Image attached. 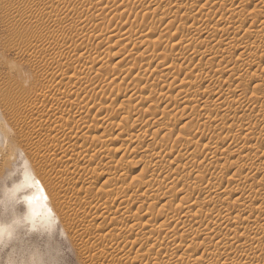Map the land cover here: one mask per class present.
<instances>
[{
	"label": "bare ground",
	"instance_id": "1",
	"mask_svg": "<svg viewBox=\"0 0 264 264\" xmlns=\"http://www.w3.org/2000/svg\"><path fill=\"white\" fill-rule=\"evenodd\" d=\"M255 1L256 0H225L223 4H220V7L214 10L212 5L205 4L208 0L201 6L199 5L201 2H199L198 5H195L194 2L182 4L178 7L177 12L180 11L179 9H184L186 14L194 11L192 12V16H189L191 24L189 25L188 22H183L181 23V28L179 26L183 34L189 35V39L186 38L187 40L185 41L184 38V41H182V37L180 36L181 40L179 39V42H175L174 47H177L178 50L190 51L191 49L197 48L198 45H206L209 39L214 38L218 30H223V28L212 25L211 21L215 18L217 21H231L236 25L240 24V26L249 22V15H252L255 19L263 18L264 10L260 9L263 7L257 9L258 6H256V3L258 2L256 1L255 3ZM102 2V0H89L91 10L87 12L84 21L78 24V31L80 34H90L89 37L91 41L98 42L96 46H94L91 41L84 40H82L80 44L77 43L74 45H67L58 41L49 42V40L46 39V34H43L41 43L36 46L45 47L49 42L46 46L47 50L52 49L57 52V56L46 62V66L48 67L46 71H50L52 74L55 71H59L62 77L61 81L58 80V82L49 79L42 82V90L43 93H45L44 100L46 99L45 103L50 104V106L53 105V111L51 110L52 108H50L52 112L46 116L47 120L51 122V125L30 130V126H34L36 123L40 122L43 117H45V113H48L47 111L45 112L44 109L41 110V107H39V105L43 106V101L39 104L41 99L38 100L33 95H26L18 107L9 106L10 109L6 117L14 121L22 120L25 126H28V128L26 127L27 130H23L24 139H44L49 143L46 148L47 151L42 154L44 156L41 159L43 163H45L44 175L46 174L45 177L47 176L45 178V184L50 185L54 182L57 185V189H54V202L59 208L60 213L55 214L57 217L59 215L61 216L60 218L58 217L59 219L63 217L62 220L70 221L71 225L70 227L68 226V232L71 236L80 238V243L85 250L89 246L106 241L105 250L94 251L85 256L88 264H147V255L150 253L161 255L172 264H195V262H185L181 257L180 259H174L173 255L175 249L184 245L188 246L191 243L193 237L191 239V235L186 231L193 228L197 219L201 213H203L205 203H207V206H213V208L218 209L217 218L221 220L227 217L226 215L229 211L232 210L237 212L233 225L234 223L244 222L250 217L248 216L245 219V216L242 215V212L246 209L257 210L256 212L258 215H256V218H253V221H255L256 225L258 223V226L252 227V230H254V237L252 236L253 239L251 240L260 242L264 237V222H262V215L264 214V197H261V193L259 192L261 196H258L259 194H257V196L249 194L243 198L237 197L233 199V207L225 203L230 196H235L239 187L240 189H245L252 185L250 184L251 182H249V176H243L245 171L249 173L248 171L250 169L252 173L253 171L259 172L260 168L263 170L264 167L260 166V162H256L255 159L257 160L256 157H259L258 155L264 152V144L249 145V152L255 151V154H251H254L252 157L246 154L249 163L251 162V166L249 167H247L248 161H246L245 167L243 165V167L239 169L233 165H228L227 162L217 167L214 161H210V158H207V154L203 153V151L201 152V150L195 147V143L192 142L194 137L201 135V128L198 124L191 123L184 126V133L187 136L186 139H191L185 141L183 150L178 155L173 156L170 161L166 160V158L169 157L166 150L173 142L170 139L156 143L154 138H148V143L145 146L135 147L132 150L131 153L134 159L130 161L143 164L148 170L147 176H145L146 173H139L141 175L137 176L130 175L129 169L127 168V170V165H125L130 161H127L124 156L117 160L109 156L110 150L122 151L133 146L138 139L147 138V131L149 128H157L158 130L162 121L160 118L155 119V116L140 118L143 110V103L146 101L148 93L153 91L155 85L148 79H145L142 72L138 71L134 75V79H126L115 75L119 70L118 67L112 68L109 72H101L99 69L93 68V66L105 65L103 53L107 49L112 50V48H116L123 43V38H121L120 34L111 35L116 29L99 30L89 25L92 19L98 17L99 9H103L105 12H111L113 0H109L105 7L100 6ZM212 3L214 5V2ZM69 5L70 2L68 0H37L35 4L29 8V11L39 12L42 14L40 18L45 20V17L48 15L51 16L53 11ZM71 5L73 8L72 13L79 16L84 13L85 10L82 6L73 3H71ZM17 8L19 9V7ZM16 9L7 7L5 13L12 19L21 17L22 12L20 13L18 9ZM196 10H199L203 14L207 11V14L205 16H203V14H197L199 11ZM175 15L176 14H173L169 17H174ZM68 18L69 17L58 16L49 21L56 26L62 27L66 22L70 21ZM40 23L41 22H36L37 25ZM195 23L199 24V26L197 27V32L191 36L189 29ZM253 27V24L248 25L244 29L242 35L236 29L233 30V32L230 31L231 33H229V30L225 29L226 35L220 41V45L226 49L229 45L231 46L235 42H239L240 44L236 47L235 52L237 53L244 45L245 49H241L242 51L240 50L239 55L236 56V61L232 60V57L230 58L226 55H221L219 58L220 66L224 65L228 71H231L233 75L237 76L238 80L242 82L246 77L250 79L251 96L253 95L255 99L245 104V111H243L244 106L243 109L241 106L235 110H231L228 107L229 102L235 99H242L243 92L236 84L235 86L229 85L220 97L212 101L216 110L222 113L213 120L215 125L227 123L226 121L236 117H241V119L237 120L239 122H244V125H246L248 119L246 118L248 117L247 112H249V114L259 112L260 115H264V104H262L264 92L261 94L258 91V89L264 88V74L248 72L250 69L264 65V26L259 30H254ZM180 29L171 34L168 27H157L154 29V34L166 35L169 41H173L175 39L177 40L179 37L178 34L181 33ZM125 30L124 28H120L119 33ZM20 39L22 42L32 43L34 38L30 33H21ZM111 39L115 41L110 45ZM257 40L259 43H257ZM109 41L110 43H108ZM146 41L148 40L141 39L137 41L138 46H144V42ZM218 42L219 39H217L215 43L208 45L209 47L207 46L208 48L205 53H201V61H211L217 58L215 54L220 50V47L217 46ZM152 44L155 49L160 47L156 39L152 41ZM152 44L149 43L150 46ZM249 45H253V47H249ZM136 46L137 43H135V47ZM161 54L160 51V53L152 54L149 58H160ZM85 56H90L88 62L90 67L92 66V69H95L93 73H91L92 69L89 65L86 66L88 62L86 64L84 62L85 65L81 63V59ZM39 58L42 59L41 61L47 59L42 56L38 57V59ZM112 58L115 57L112 56ZM146 58L147 57L140 58L138 68L142 67ZM126 63L127 58H120L117 64L123 66ZM198 68L201 69L202 64H200ZM215 72L216 73L209 79H206L208 82L206 85L207 90L201 93L199 97L189 98L186 102L187 104L195 105L203 103V98L208 96L212 89L215 91L217 90V88L213 87L220 79L219 77L223 76L225 71L223 73V69H217ZM173 73V65H168L163 61L154 72L155 80H167ZM186 74L185 72L177 73V75L180 76V82L176 85H172V87L169 86L167 88V93L164 92L162 94V99H166L173 89L177 92L187 90L186 86L188 85V81L186 82L185 78L186 76L188 77V75ZM137 80L141 82L140 88L138 89L135 85ZM8 90L12 95L13 89ZM2 92V87H0V93ZM68 96H76V99L72 100V98ZM79 97L81 98L78 99ZM50 106L48 105V107ZM48 109L46 107V110ZM25 113L26 116L24 115ZM254 124L256 127L252 126V124L244 129L245 134L247 131L249 132L247 133L248 135L254 133L255 128H257L259 131H256V133H258V136L263 137L264 121L259 118L256 119ZM6 136H8L7 122L3 117L2 121L0 120V137L5 141V139H7ZM180 136V134H176L173 139L179 140L181 138ZM236 140V144L240 146L244 139L242 140V137L239 136ZM67 141L71 142L67 143ZM114 142L118 144L114 145ZM258 142L259 141L256 143ZM192 147L195 149H192ZM218 148L219 146L217 145L211 147V151H209L210 154L220 151ZM238 149L242 152L245 151V148L242 149V147ZM259 152L261 153L259 154ZM12 154V150H9L3 155V161H1L3 165L10 163L11 157L14 156V154L13 156ZM48 155L50 156L48 157ZM52 155L54 156L52 157ZM212 157L214 156L212 155ZM78 159H80V162H76ZM72 163L74 167L70 171L69 167L72 166ZM40 167L41 166H39V168ZM101 168L102 170L98 171ZM232 170H235L234 174H231ZM23 173L22 179L15 182L12 187L7 189L5 193L7 202L8 200L16 198L22 199L23 205L27 208L24 213V218L31 226L44 229L55 228V219L53 218L54 215L52 212L53 206L51 208V204L47 203L49 193L47 190L45 191L46 188L42 181L43 179L35 173L33 166L30 163L27 164V161L23 167ZM236 173L240 177H237V175H235ZM180 174H183V177L186 176L187 180L185 179L181 187L177 189L179 185L176 180ZM224 174L226 176L231 174L229 181L232 183V187L230 185H228L230 187L220 186L221 183H223V179L226 177ZM192 176L195 179L192 178L193 180H191L190 178ZM145 178H147V180H145ZM97 180L102 181V184L100 185ZM135 182L136 184H134ZM262 183L264 185V180ZM94 188L97 189L94 195H85L86 193L92 192ZM174 190L176 192L181 190L183 195L177 199V203H175L176 206L173 207L171 205L174 201L173 198L171 203L164 200H167L166 198H169ZM194 190H197L199 196L192 197ZM245 190L249 191V189ZM63 193H69V195L64 197V200H61L59 196H62ZM81 194L84 195L81 196ZM76 204H78L79 207H77L78 205ZM157 205L162 211L161 214H155L152 211V208ZM141 211L143 214H140ZM252 212L255 211L253 210ZM47 216L49 218H47ZM143 216L145 219L141 221ZM249 219L248 221H250ZM248 223L246 225H248ZM16 225L17 224H15V226ZM20 225L21 224H19V226ZM64 225L65 224H63V227L65 228ZM229 225L233 227L231 223ZM90 229H94V231L90 232ZM12 230V224L8 226H5L4 223L3 225L0 224V239L6 235L8 238L13 232ZM88 230L89 232H87ZM228 230L229 229L226 231L228 232ZM227 232H225V234ZM133 233H136L138 236L142 237V239L131 241L130 237ZM159 239H162V243L158 242ZM246 242L247 240L242 245L239 243L240 247H245ZM257 244L259 246V243ZM135 246H137L136 249L142 247L146 248L143 257L136 256L132 258L128 254L127 249ZM210 247L211 243L207 240L201 242V248L203 250H208ZM261 253H264V250L263 252L261 251ZM209 255V259L212 261L211 264H220V261H222L221 259H223L220 253L209 252ZM255 257H257V255L247 258V263L245 262V264H255ZM259 259L260 262L257 264H264V255L260 254Z\"/></svg>",
	"mask_w": 264,
	"mask_h": 264
},
{
	"label": "rangeland",
	"instance_id": "2",
	"mask_svg": "<svg viewBox=\"0 0 264 264\" xmlns=\"http://www.w3.org/2000/svg\"><path fill=\"white\" fill-rule=\"evenodd\" d=\"M36 1L37 0H0V87H2L3 91L2 93H0V120L2 121L4 117L5 121L7 122L8 129V136H6L7 139H5L4 141L3 138L0 137V224L3 225L4 223L5 226H8L9 224L13 225V232L10 234V236H8L7 238L6 235L0 239V264H88L85 256L94 251L105 250L106 241L95 244L93 246H89L85 250L80 243V238L70 235V233L68 232L71 225L70 221L64 219L62 220L63 217L59 219L61 216L59 215L58 218L56 215L60 213L59 208L54 202V189H57V185L54 182L50 185L45 184V178L47 176L45 177L46 174L44 175L45 163H43V160L41 158L44 156L42 154L47 151L46 148L49 143H47L44 139H24L23 130H27L28 126H25L22 120L14 121L10 118L7 119L6 117L10 109L9 106L18 107L26 95H33L38 100L41 99L39 101V104L41 103V101H43V106L39 105V107H41V110L44 109L45 112L47 111L48 113H45V117H43L40 122L36 123L34 126H30V130H35L51 125V122L47 120L46 116H48V114L53 111V105H51V107L50 104L45 103L46 99L44 100L45 93H43L42 90V82L46 79L58 82V80L61 81L62 77L59 74V71H55L53 74L50 71H46V69L48 68L46 66V62L52 60V58L57 56V52L53 51L52 49L47 50L46 46L50 41H58L67 45H74L77 43L80 44L82 40L91 41L89 37L90 34L81 35L78 31V24L84 21V19L86 18L87 12L91 10V4L89 3V0H68L70 2L69 6L53 11L51 13V16L48 15L44 20L40 18L42 17V14H40L39 12L29 11V8L33 6ZM102 1V5L100 6L104 7L109 2V0ZM224 1L225 0H216V4L215 0H208V2H206V0H113V3H115H112L113 8L110 13L105 12L103 9H99L98 17L96 19H92V21L89 22V25L92 28H97L99 30L114 28L116 30L112 32L111 35L120 34L121 38H123V43L121 45L116 48H112V50L107 49L103 53L105 65H97L96 67L93 66V68L97 70L99 69L101 72H109L112 68L118 67L119 70L115 75L119 76L120 78L124 77L126 79H134V75L138 71L142 72L145 79H148L155 85L153 91L148 93L147 99L143 103V110L141 112L140 118L155 116V119L160 118L162 121V124L159 126L158 130L157 128H149V130L147 131V138L138 139L136 143L133 144V146H130L129 148L122 151L110 150L109 156L114 157V159L116 160L124 156L127 161H130L131 159H134L131 153L132 150L135 147L145 146L148 143V138H154L156 140V143H160L164 140L170 139L174 142V144L172 142L166 150V152L169 154V157H167L166 160L170 161L172 160L173 156L178 155L183 150L185 141L191 139H186L187 136L184 133V126L191 123L198 124L201 128V135L194 137L192 139V142L195 143V147L201 150V152L203 151V153H206L207 158H210V161H214V164H216L217 167H220L221 164L226 162L228 165H233L238 169L243 167V165L245 167V163H247L246 161L249 160L247 159L248 157H246V154L248 156L250 155L251 157L255 154V151L249 152V147L253 144H264V136H258V133H256V131L258 132L259 130L257 128H255L254 133H250L249 135L247 134L249 132L247 131V133L245 134L244 130L248 125L253 124L252 126H255L254 122L256 121V119L260 118L264 121V115H260L259 112H253L250 114L249 112H247L248 117L246 118L248 119L246 125H244V122H239L237 120L241 119V117L232 118L226 121L227 123L215 125L213 120L222 113L218 112L212 103V101L220 97V95L227 89L229 85L235 86V84L240 88V90H242L243 96L242 99H235L229 102L228 107L231 110H235L236 108L241 106L243 109L244 106L243 111H245V104L248 101L250 102V100L254 101L255 98L253 95L251 96L250 91V79L246 77L245 80L241 82V80H238L237 76L233 75L231 71H228L224 67V65L220 66L219 57L221 55H226L230 58L232 57L231 59L236 61V56L239 55L241 49H245V45L236 53L235 49L240 44L239 42H235L233 45H229L225 49L220 45V41L226 35L225 29L229 30V33L233 32V30L236 29L242 35L244 33V29L248 25L253 24V29L259 30L264 26V17L261 19H255V17L249 15L248 18L250 17V19L247 18L249 22H247L243 26H240V24L236 25L231 21H217V19L215 18L213 19V21H211L212 25L218 28H223V30H218L214 38L209 39L206 45H198L197 48L193 46L195 49H191L190 51L184 50L185 52L182 50H178L177 47H174V43L179 42L178 40L181 37L182 41H186L187 39H189V35L183 34L180 28L181 23L183 22H188L189 25L191 24V19L189 16H192V12H194L191 11L190 13L186 14V11L184 9H179L180 11L177 12L179 6L187 2H194L195 5H198L199 2H201L199 4L201 6L204 5V2H206L205 4L212 5V8L214 10L220 7V4H223ZM256 1L258 3H256ZM256 1V6H258V8H256L259 9L260 7H263L260 9L264 10L263 0ZM212 2H214V5ZM71 3L82 6L85 10L84 13L81 16L72 13L73 8ZM7 7H13L15 9L19 7V9H17L18 12H22V16L16 19L8 17V15L5 13ZM173 14H176V17H169ZM197 14L201 15L203 13L199 11ZM206 14L207 11L203 14V16H205ZM58 16L69 17L68 19H70V21L66 22L62 27L56 26L49 21L50 19L56 18ZM36 22L41 23L37 25ZM198 26L199 24L197 23L191 26V28L189 29L191 36L195 32H197ZM157 27H168V29L171 31V34L180 29L181 33L178 34L179 37L177 38V40L175 39L176 41H169V38L166 35L157 33L154 34V29H156ZM120 28H124V30H126L119 33ZM21 33H30L34 38L32 43L22 42L20 39ZM43 34H46V39L49 40V42L45 45V47H36L41 43V37L43 36ZM154 38L158 41V45L160 46L159 48H154L152 44V41L155 40ZM141 39L148 40L144 42V46H138L137 41ZM217 39H219L217 46L220 47V50L215 54L217 58L211 61H201V53H205V51L209 47L208 45L215 43ZM110 41L108 43H110L111 45L115 40L111 39ZM91 43L94 46L98 44V42L93 41H91ZM135 43H137L136 47ZM149 43H151L152 45L150 46ZM257 43H259L258 40ZM249 47H253V45H249ZM154 49L157 51H155ZM160 51L162 53L160 55V58H149V56H151L152 54L160 53ZM40 56L46 57L47 59L41 61L42 59H38V57ZM112 56H114L115 58H112ZM89 57L85 56L83 59H81V63L84 64L85 62L86 64L90 59ZM143 57L147 58L143 62L142 67L138 68V65L140 64V58ZM120 58H127V63L123 66L117 64ZM163 61L168 65H173L174 73L170 77H168L167 80L162 79L157 81L155 80L156 78L154 76V72L157 68H159ZM200 64H202L201 69L198 68ZM88 65L90 67L89 62L86 64V66ZM90 68L92 69V66ZM95 69H92L91 73H93ZM217 69H223V73L225 71L223 76L219 77L220 79L213 87L217 88V90L215 91L214 89H212L210 94L203 98V103L195 105L187 104L186 102L189 98L199 97L201 93L207 90L206 85L208 84V82L206 81V79H209L212 75H214ZM263 71L264 65L248 70L249 73L257 74H264ZM178 72L187 73L186 75H188V77L186 76L185 78L186 82L188 81V85L186 86L187 90L177 92L173 89L170 91L166 99H162V94L164 92L167 93V88L169 86L172 87V85H176L180 82V76L177 75ZM135 85L138 89L140 88L141 82L137 80ZM8 89H13L12 95L8 92ZM258 91L262 94V92H264V88L258 89ZM71 98L72 100L76 99V96H72ZM80 98L81 97H79L78 99ZM262 104H264V98L262 99ZM48 105L50 107H48ZM46 107L47 109H49L46 110ZM50 108H52V111H50ZM24 115L26 116V113ZM249 121L251 122V124ZM176 134L181 135V140L173 139ZM239 136L242 137V140L244 139L240 146L236 144V139ZM257 141L259 142L256 143ZM260 141L263 143H261ZM70 142L71 141H67V143ZM117 144L118 143L114 142V145ZM216 145L219 146L218 149H220V151L217 150L218 152L210 154L209 151H211V147ZM239 147H242V149L245 148V151H239ZM192 149L195 148L192 147ZM9 150H12L14 156L12 154L13 157H11V161L9 164L3 165L1 162L3 161V155ZM252 153L254 154L251 155ZM260 153L261 152H259V154ZM262 153L260 154L262 156L258 155L259 157H256L257 160L255 159V161L258 163L260 162V166L264 167V154ZM209 154L211 155V157ZM212 155L214 157H212ZM49 156L50 155H48V157ZM53 156L54 155H52V157ZM26 161L27 164L30 163L33 166L35 173L39 177H41V179H43L42 181L46 188L45 191L47 190L49 193L47 203L51 204V208L53 206L52 212L54 215L53 218L55 219V228L44 229L31 226L29 222L24 218V213L27 208L23 205V200H20V198L8 200V202L6 200L5 193L7 192V189L9 187H12L15 182H18L22 179L24 174L23 167L25 166ZM76 162H80V159L76 160ZM250 163L248 161L247 167L251 166ZM41 164L43 165V167ZM73 165L74 164L72 163V166L69 167L70 171L73 169ZM125 165H127L126 169H129L127 170L129 171L130 175L137 176L143 173H146L145 176L148 175L147 168L144 167V165L141 163H134L130 161ZM39 166H41L42 168L40 167V169ZM101 170L102 168L98 171ZM261 170L262 168H260L259 172L253 171L252 173L250 169L248 171L249 173H246L245 171V173H243L244 175H242L249 176V182H251L250 184H252V187L250 186L249 188H245L249 189V191L245 190L244 188V190L240 189L239 187L235 196H230L225 204L233 207V199L237 197L243 198L249 194L254 196H257V194H259L258 196L262 195L261 197H264V185L262 183L264 180V168L262 170L263 172ZM232 173L234 174L235 170H232L231 174ZM237 173L235 175H237V177H240ZM231 174L227 176L224 174L226 177L223 179V183H221L220 186L230 185L232 187V183H230L229 181V177H231ZM192 178L194 177L192 176L190 179L193 180ZM185 179L187 180V177H183V174H180L178 176L176 182L178 183L179 187L177 189L181 187ZM145 180H147V178H145ZM97 182L100 183V185L102 184V181L100 180H97ZM134 184H136V182ZM96 190L97 189L94 188L92 192L86 193L85 195L92 196L96 193ZM193 192L194 193L192 194V197H196L197 195L199 196V194H197V190H194ZM259 192L261 193V195ZM68 195L69 193H63L62 196L60 195L59 197L61 200H64V197H67ZM82 195L84 194H81V196ZM182 195L183 192H181V190H178L177 192L174 190L173 194L170 196L171 198H166L167 200L164 201H169L171 203L173 198L174 201L171 203V205L174 207L176 206L175 203H177V199ZM140 198L144 199L142 197ZM77 207H79V205ZM53 209L55 212L53 211ZM253 210L255 212L257 211L255 209ZM253 210L246 209L242 212V215L245 216V219L246 217L250 216V219L248 218L250 221H248L247 219L244 222L234 223L233 225V221L235 220V215L237 214V212L231 210L226 215L227 217L221 220L217 218V214L219 212L218 209L213 208V206H207V203H205L203 213H201L193 228H190V231H186L187 233H189V235H191V239L193 237L191 243L188 246L184 245L175 249V253L173 255L174 259H180L181 257V259L183 258V261L185 262H195V264H211L212 261L209 259V252H215L220 253L223 258L221 260H224L223 262L220 261V264H245L247 258H250L251 256L254 257L256 255L257 257L254 258L255 264L259 263V255H264V253H261V251L263 252L264 250V237L262 238L263 241L261 240L260 242L251 240L254 237V230H252V227L258 226V223L256 225L255 221H253V218H256V215H258V213L256 212L255 214V212H252ZM152 211L155 214L162 213L158 205L153 207ZM140 214H143L142 211ZM262 216V222H264V214ZM47 218L49 217L47 216ZM144 219L145 218L143 216V219L141 221H143ZM65 222L69 223L67 224ZM230 223L233 225V227L229 225ZM247 223L248 225H246ZM15 224L17 225L15 226ZM19 224L21 225L19 226ZM63 224H65L64 226L66 230L63 227ZM227 229H229L228 232L226 231ZM92 231H94V229H90V232ZM87 232H89V230ZM225 232H227L228 234H225ZM3 238H6L7 240L5 239V241ZM136 239H142V237L138 236L136 233H133L130 237V240L135 241ZM204 240H207L211 243V247L208 250H203L201 248V242ZM246 240L248 242H246V246L243 248L240 247L239 243H241L242 245ZM158 242L162 243V239H159ZM257 243H259V246ZM137 246L127 249L128 254L132 258H135L136 256L143 257L145 255L146 248L142 247L140 249H136ZM147 256V264H172L171 262L166 260V258L156 253H150Z\"/></svg>",
	"mask_w": 264,
	"mask_h": 264
}]
</instances>
